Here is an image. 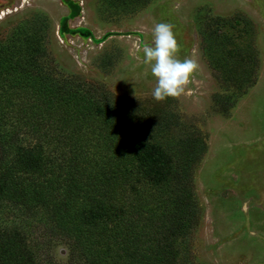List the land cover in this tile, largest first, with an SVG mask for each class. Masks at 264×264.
I'll return each instance as SVG.
<instances>
[{
	"label": "rangeland",
	"instance_id": "1",
	"mask_svg": "<svg viewBox=\"0 0 264 264\" xmlns=\"http://www.w3.org/2000/svg\"><path fill=\"white\" fill-rule=\"evenodd\" d=\"M158 22L174 25L178 58L199 65L163 101L142 51ZM0 46L8 64L25 51V68L38 57L59 82L124 99L166 142L196 140V224L178 264H264V0H0ZM50 251L69 264L65 242Z\"/></svg>",
	"mask_w": 264,
	"mask_h": 264
},
{
	"label": "trees",
	"instance_id": "2",
	"mask_svg": "<svg viewBox=\"0 0 264 264\" xmlns=\"http://www.w3.org/2000/svg\"><path fill=\"white\" fill-rule=\"evenodd\" d=\"M6 49L0 264H63L50 251L54 240L68 245L69 264L180 263L196 224V140L166 142L147 117L134 123L124 99L59 82L38 57L25 68L34 60L25 51L8 64Z\"/></svg>",
	"mask_w": 264,
	"mask_h": 264
},
{
	"label": "clouds",
	"instance_id": "3",
	"mask_svg": "<svg viewBox=\"0 0 264 264\" xmlns=\"http://www.w3.org/2000/svg\"><path fill=\"white\" fill-rule=\"evenodd\" d=\"M173 29L174 25L170 23H155L152 29L153 43L142 49L143 62L150 66L151 74L156 79L152 91L156 101L180 97L199 67L193 58H178L180 45Z\"/></svg>",
	"mask_w": 264,
	"mask_h": 264
}]
</instances>
